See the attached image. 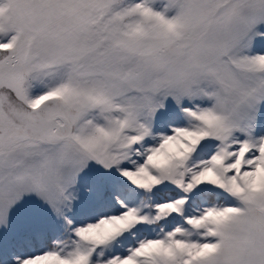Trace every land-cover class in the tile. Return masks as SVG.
I'll list each match as a JSON object with an SVG mask.
<instances>
[{"label":"snow or ice","instance_id":"6c2138e0","mask_svg":"<svg viewBox=\"0 0 264 264\" xmlns=\"http://www.w3.org/2000/svg\"><path fill=\"white\" fill-rule=\"evenodd\" d=\"M0 264H264V0H0Z\"/></svg>","mask_w":264,"mask_h":264}]
</instances>
